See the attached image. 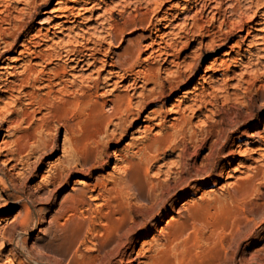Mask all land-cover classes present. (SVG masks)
I'll return each mask as SVG.
<instances>
[{"label":"rangeland","instance_id":"obj_1","mask_svg":"<svg viewBox=\"0 0 264 264\" xmlns=\"http://www.w3.org/2000/svg\"><path fill=\"white\" fill-rule=\"evenodd\" d=\"M241 1L242 4L246 3V0ZM118 2L119 0H4L0 2V10L4 11L0 12V16H10L9 22H0V30L6 31L5 35L0 32L4 38L3 40L0 35V65L18 63L12 60L19 57V52L24 49L22 44L36 32L42 36L48 33L50 37L46 39L42 48L56 41L65 43L75 38L85 42L88 37L104 34L102 26L107 27L109 21L123 22L120 9H113L114 4ZM57 3H61L62 6H74V13H77L82 5L87 6L88 9L82 10L76 19L72 16L69 22L67 21L60 28L53 27L60 20L56 16H51L53 14H49L48 11ZM207 3L210 6L201 13V6L191 8L188 0L167 1L165 8L168 7L167 11L170 13L168 19L173 21L174 25L185 20L189 23L184 34L188 33L190 44L182 47L183 44L180 43V57L175 59L176 63L161 62L159 64L153 61L142 63L143 67L154 65L153 67L159 69L157 72L160 81L166 82L163 88L154 82L146 84L140 82L141 86L135 93V90L130 87L126 89L127 81L118 76L111 81L117 84L101 88L100 92L105 90L107 93L101 95L100 101L109 100L116 94L124 93L132 95L135 102L142 99V94H145L147 99L143 102L145 107L140 112L139 118L130 117V119L133 118L131 119L133 123H127L128 132L125 136L121 137V130L117 129L116 138H103L101 148L99 146L97 150L92 149L90 145V150L93 151L88 154H85L84 145L85 142H89L88 136L91 139L95 131L92 128L97 121L95 123L94 119L87 117L94 116L91 113L90 115L87 109L77 112L76 115L69 113V120H65L68 126L64 125L65 122L50 116L47 108H39L37 104L31 106L27 104L26 97L17 91L14 95L20 97L18 99L6 92L0 93L2 97L5 95L9 103L8 110L5 112L6 116H0V264H88L93 262L91 259L96 264H129L127 260L122 262L120 255L109 263L103 259L106 253L116 245V240L133 223L129 221L128 215L129 224L127 221V224L117 233L119 224L117 218L121 214H115L114 218H110L115 222L107 219L108 208L105 198L109 195L103 188L100 190L101 187L98 184L111 185L115 181L124 179V159L119 158L115 153L130 157L138 165L141 148L154 135L167 131L174 133L173 143L179 148L169 149L160 154L161 158L151 164L149 174L157 183L156 192L162 191L158 183L170 184L167 188L163 187L164 192L168 189L171 192V198L167 202V213L165 214L157 205L156 210L159 214L150 220L148 226L151 232L148 234L145 233L146 230L142 231L140 227H135L132 230L131 239H139V242L132 245L134 249L131 247L127 250L128 244L121 246L120 252L128 251L129 257L135 259L133 264L150 263L157 248H160L158 246L165 242L163 238L168 230L184 227L182 234L173 242V245L185 246L183 250L190 249L182 253L183 260L186 261L183 264H187V261L188 264H244L245 257L251 262L254 258L253 262L256 261L252 263L258 264L255 256L264 258V20L259 14L247 23L251 25V32L248 35L246 29L239 30L240 23L230 28L226 21L222 22L224 14L230 19L236 17L229 13L236 0H207ZM261 3H263L262 7L254 6L250 13L256 9L264 10V0H261ZM217 4L221 5L220 14H213L215 10L211 12L210 7ZM106 8L108 10H105ZM193 16L201 18L199 20L203 23L205 30L208 28L212 32L217 31L216 36H220L222 41H216L215 47L211 46L209 43L215 34L208 36L204 35V30L195 31L191 24ZM180 27L181 24L175 28L176 32ZM149 34V31L138 28L126 33L122 43H116L115 46L104 43L103 47L110 50V55L103 51L98 54L99 61L95 67H78L77 72L83 75L78 83L85 86L88 81L94 80L98 75L97 66L100 67L103 62H106L107 65L100 74L101 85H104L102 81H105V77H110L113 52H120L130 40ZM187 40L185 37L182 38L183 42ZM236 41H240V47ZM223 42L225 43L221 44ZM61 52L64 53V51ZM55 61L49 67L55 63H64L66 60ZM23 63L24 61L20 60L16 66L17 69H21L20 65ZM0 75L3 77V74ZM171 86H174V89ZM45 90L38 89L37 92L43 93ZM185 91L188 92L185 93ZM195 100L197 103L193 104ZM203 100L212 103L204 107L201 102ZM178 106L183 108L185 116L192 122V128L181 131L175 126L183 116L177 112ZM24 108L30 109V112L35 111L33 116L28 118L18 116ZM229 115H245L250 118L245 126L232 133V138L228 141L225 150L227 159L218 164L215 170L216 176L204 185L202 177L195 176V164L199 166L203 156L208 152V145L214 138L212 134L215 130L212 128L219 125L218 121L222 117ZM12 120L13 122H10ZM36 123H46L45 130L39 132V128L35 129ZM142 124L149 127L138 130ZM8 128L9 131H6ZM109 128L111 133L116 129L115 124H111ZM26 134L28 137L32 135L34 137L30 140ZM42 137L46 139L44 140L47 144L44 150L41 147ZM74 137L79 140L81 146L79 147L82 153L78 154L80 164L64 162V158L69 155L67 152V149H70L69 142ZM19 138L26 144L22 148L17 144ZM181 149L185 151V159L182 161L178 157ZM197 152H200L199 156L196 155ZM56 169L62 170L64 176L69 178L63 184L55 179ZM170 169L172 173L168 176L166 172ZM188 169L191 170L190 174L184 171ZM222 170L223 174L218 175ZM182 176L192 180V185L185 186L183 183L182 185L188 190V195L179 198L180 189L183 186L180 184L179 188L174 187L178 185ZM81 180L85 183L79 182ZM238 181L246 183L247 188H240ZM137 183L143 187L142 194H147L148 184L144 181H137ZM99 192H103V195ZM135 192L137 193L136 188L129 189L125 193L127 201L125 210L128 213L133 207L134 213L136 208L146 207L149 204L144 198H136ZM165 194L168 195L167 192ZM95 195L99 198H93V200L92 197ZM80 197L85 200L84 203L77 201ZM6 214L12 216V220L8 221L6 228H3L4 222L1 218ZM15 216L16 219L13 220ZM134 216L137 222L142 221L141 216L135 213ZM25 219L27 224L22 222ZM160 219H162L161 222ZM205 235L210 236L207 237L210 239H208L209 242ZM110 236L113 238L108 241ZM198 236L204 239L203 241L202 238L200 239L203 243L206 241L208 243L203 244ZM212 236L214 238H211ZM221 241L224 242L223 245ZM197 250L203 257L199 256ZM225 251L228 253L226 254ZM139 252L141 255L138 258ZM189 253L193 256H189ZM196 253L199 257H195Z\"/></svg>","mask_w":264,"mask_h":264},{"label":"bare ground","instance_id":"obj_2","mask_svg":"<svg viewBox=\"0 0 264 264\" xmlns=\"http://www.w3.org/2000/svg\"><path fill=\"white\" fill-rule=\"evenodd\" d=\"M167 1L169 0H119L118 3L114 4L115 6L113 7V9L115 8L117 10L120 9L122 16H123V22L120 23L117 20L109 21L107 24L108 25L107 27H105L104 25L102 26V28H104V30L102 29V31H104V34L88 37L87 39L84 38L87 40L85 42L79 41L78 39L74 38V39H69L65 43H61V41H56L52 45L46 44L47 47L42 48V46L45 44L44 42L46 41V39L48 40V37H49L47 35L48 33L42 36L40 33L36 32L35 34H33L27 39L26 43L22 44L24 46V49L19 52V57L12 60V62L15 61L18 63L20 60H23L24 61L23 65L22 64L20 65L21 69H17L18 67L16 66L18 63H16L15 65H11V63L0 65V69L4 70L3 72L0 70L1 71L0 74H3V77H1L0 75V93L6 92L11 97H16L18 99L20 97H17L16 95H14V92L17 91L20 94H22V96L26 97L28 101L27 104H29L30 106L33 104H37L39 108H42V107L47 108L49 110L50 116L58 119V121H63V123L65 122V120H69L70 118L69 113L72 115L74 114L76 115L77 112L81 110L84 111L87 109L89 114L91 113L94 115L92 116L90 114L91 116H87V117H89L91 120L94 119L95 123L97 121L96 123L97 126L94 124L96 127L94 126L95 129L92 128V130H95V131L93 135L91 134L92 135L91 139H90V136L87 137V140L89 139V142H85V145H84L85 154L86 153L88 154V152L93 151V150H90V145L92 149H95V150L99 149V146L101 148L103 138H106V139L116 138L117 136H116L115 131L117 129L121 130V137L125 136L128 132L126 128L127 123L132 124L133 120L131 119L139 118L140 112L145 107V105H143V102L147 99V96H145V94H142V99L135 102L133 101L132 95H130L129 93H124V94H116L114 97L110 98L109 100L100 101L99 98L101 97V95H104L105 93H107V91L105 90L103 92H100V90L101 88H105V87L107 88V86L109 85L117 84L116 82H113V83L111 82L113 78L116 76L122 78L123 80H126L127 81V84L125 85L126 89L130 87L131 89L135 90V93L137 89L141 86L139 85L140 82L142 84L154 82L156 85H159L160 88H163L165 86V83H166L165 80H164L165 83L163 81H160V78L158 76L157 71L159 69H156L155 67H153L154 65L143 67L142 63L144 61H148L149 63H151L150 61H153L159 64L161 62L162 63L163 62L164 63L165 62L176 63L175 59L180 57V54H179V51L181 50L179 49L180 43L183 44L182 47L184 46L186 47L190 44L189 41H191L187 37L188 33L186 35L184 34L187 28L186 26L187 24H189L185 22L186 20L180 23L181 27L179 31L176 32L175 28L179 26L180 24L174 25L173 21L168 19V16L170 13H168L167 11L168 7L165 8ZM188 1H190L191 3V8H194V7L197 8V6L200 5L202 9L200 10L201 13L203 12V10H206L210 6L208 5L207 0H188ZM0 2H4V0H0ZM261 4H263L261 3V0H246L245 4H242L241 0H236V3H234L231 6V9L229 12L230 15L232 16L236 15V17L230 19L226 14H224L223 15L224 19L222 20V22L226 21L225 23L228 24L227 26L230 28L240 23L239 30L246 29L247 34L250 35L251 25H248L247 23L254 20L255 17L259 14L261 16V19L264 20V10L261 11L260 9H256L255 11H253V13H250V10L254 6L262 7ZM131 7L133 8L131 10H128V8H131ZM210 8H211V12L215 10L213 14H217V13L220 14V9H221L220 4H217L216 6H212ZM74 9H75L74 6H71V5L62 6L61 3H57L56 6L52 7V9L48 11V13L53 14L51 16H56L60 20L59 22L55 23L53 27L56 26L60 28L61 25H63L67 21L69 22V19L72 16H74V18L76 19L80 15L82 10H87L88 7L83 6V5L82 7L80 6V8H78L77 13H74ZM105 10H108V9L106 8ZM2 11L3 9L0 10V12ZM6 17L0 16V22H9L10 16L8 15ZM192 18H193V21L191 22V24L195 31L197 29L204 30L205 32L204 35H208V36L215 34V36L211 37V40L209 43L211 46L215 47L216 41L218 42L222 41L221 40L222 38L220 36H216L217 31L212 32V30L208 28H206L205 30L203 23L199 20L201 18L198 19V18H195V16H193ZM70 21L72 22V20ZM138 28H141L144 31H149L150 34L147 36H139L135 39H132L129 41L127 45L123 46L120 52H113V55L111 57V63H110V65L112 66V69L110 68L109 70L110 77H105L106 79L103 77L105 81L104 82L102 81V84L104 83V85H101V81H100L101 75L100 74H101V71L105 69L104 67L107 65V63L103 61H102L103 62L102 66L100 67L97 66L98 75L95 77L94 80L88 81L87 85L85 86H82L78 83V81H80L79 79L83 77L82 74H79L77 72L78 67H81V68L85 66L95 67L96 63L99 61L98 54H100L103 51H105L106 53H108V55H110L109 54L110 50H107L103 47L104 43H109L112 46H115L116 43H122L125 39L126 33L132 32L134 29H138ZM0 32L2 35H5L6 33L5 30H0ZM2 35H1V38L4 40ZM183 37H185L188 40L183 42L182 41ZM216 37H220V38H216ZM90 43H92V45ZM224 43L225 42L221 44H224ZM236 43L239 47L241 46V44H239L240 41H236ZM61 51H64V53ZM0 57H1V54H0ZM170 57H172V59H170ZM62 59H65L66 61H64V63H55L53 66L49 67V65L52 64L55 60L57 61V60H62ZM179 76H181V74H179ZM28 87H30V89H27ZM171 87L172 89H174L173 88L174 86H171ZM38 89H41V90L46 89V90L43 93H38L37 92ZM161 92H162L161 95H163L164 94L163 91ZM187 92L188 91H185V93ZM201 102L203 103L204 107H206L207 104L212 103L211 101H208V100H203ZM196 103L197 101L195 100L193 104H196ZM8 104L9 103L6 101L5 95L4 97L0 96V116H6L5 112L8 110ZM107 107L109 108L107 109ZM189 108H192V106H189ZM29 110L27 108H24L21 114H19L18 116L20 115L27 116V118L28 116H33V113L35 111L30 112ZM177 112L182 114L183 116H181L180 118L181 120L178 118L179 122L175 126L179 127V130L181 131H184L188 128H192L193 127L192 122L185 116L183 112V108L181 109V107H179ZM135 114L137 115L136 117L131 116ZM130 117H133V118L130 119ZM249 118L250 116H245V115L244 116H231V115L224 116L220 119V121H218L219 125L215 126V128H212L215 130V132L212 134L214 138L208 145V152L203 156L199 166L195 164V176L196 177L201 176L202 177L201 180L203 181L204 185L207 184L212 177L216 176L215 170L217 169L218 164L221 161L227 159V156L225 155V150H226L228 141L231 140L232 135L236 131H239V129H241L243 126L246 125V122L249 120ZM145 120H148V119H145ZM10 122H13V120ZM240 122H241V125H240ZM111 124H115L116 129L112 130L110 133L111 129L109 128V126ZM64 125H68V124H66L65 122ZM45 127H46V123H39L37 124V127L35 129L39 128L40 130L39 132H43V130H45ZM142 127L145 129L149 126L142 124L139 126L138 130H140ZM6 131H9V128ZM26 137H28L27 134H26ZM33 137H34L33 135L29 136L28 139L31 140V138ZM174 138H175L174 133L168 132V131L154 135L149 140V142L146 143L141 148L140 159H139L138 165H136L135 161L130 159V157L127 158L126 156H123L119 153H115L119 158L124 159V162H125V166L123 167L124 179L123 180L117 179L118 181H115L111 185H107V184L99 185L98 184V186L101 187L100 190H102L103 188L109 195L108 197L105 198L106 205L108 208L107 219H110L111 217L114 218V216H116L115 214H118V213L121 214V216L117 218L119 220L118 221L119 224L117 225L118 226L117 233H119L122 230V228L127 224L128 215L130 217L129 221L133 223V225L129 226L127 231L124 232L123 235L119 237V239L116 240V245L113 246L112 249H110L106 253V256H105L106 259L105 257L103 259L107 260L108 263L111 262L113 258L120 255L121 256L120 260L122 262L127 260L129 264H133L135 259H131L129 257L130 253H128V251L121 253L120 252L121 246L128 244L129 247L127 248V250L131 247L132 249H134L132 245L139 242V239H131L132 230L135 227H140L142 231L146 230L145 233H148V234L151 232V230L148 229V226L150 224V220L154 219L159 214V211L156 210L157 205H159L160 210L164 211L165 214L167 213V209H166L167 202L171 198V194H170L171 192H170V189L165 190L164 192L163 187L167 188L170 186V184L165 185L164 183L158 181L160 182L158 183L159 188L162 191L161 193L160 191L156 192V190H158L156 189L157 183L153 178L150 177L149 174H150V169L152 166L151 164H153L154 162L158 161L159 158H161L160 154L164 153L166 150H169V149L175 150L177 148V146L173 143ZM44 139L45 138L42 137L41 147L43 148V150L46 149L47 147V144L45 141L46 139L45 140ZM78 141L79 140L76 139L75 137L71 138V141L69 142V145H68L70 149H67V152L69 153V155H67V158H64V162H67L68 164L69 163H76V164L79 163L78 161H80L79 160L80 158L78 154L79 152L80 153L82 152L80 150L81 146L79 145ZM17 144H18V147L22 148L25 143H23L22 139L19 138L17 140ZM82 150L84 151V149ZM231 152L232 151L230 150V153ZM199 153L200 152H197L196 155L199 156ZM178 157L180 161L185 159L184 158L185 151L181 149L178 154ZM179 164H181V162ZM56 170L57 172L55 174V179L57 180V182L63 184L65 181L69 179L68 177L64 176L62 170L60 169H56ZM188 170L187 171L184 170V171L190 174L191 170L190 169ZM168 171L169 172H166L167 173L166 175L169 176L171 175L172 171L171 169ZM223 172L224 171L222 170V172H219L218 175L221 176ZM137 181L138 182L144 181V183L148 184L149 189L147 191V194L143 193V194H146L145 196L142 194V192H144L143 187L139 185ZM240 181H238L237 184L240 186V188L246 189L248 185ZM79 182H84V180H81ZM183 183H185V186H191L192 180H189L187 176H182L180 179V182L178 181L177 183L178 185L175 186L174 188H177V187L179 188V185L180 184L182 185ZM136 185L138 187H135ZM134 188H136V191H137V193L135 192L136 194L135 197L138 199L144 198V200H148V203H149V204L147 203L148 205L146 207L136 208V210L134 211L135 215L142 217V221L140 222L136 221V217L134 216V213L132 212L134 207L129 213L125 210V206L127 204V201L125 199V193L129 189H134ZM185 188L186 187L183 186V188L180 189L181 191L179 194L180 195L179 198L185 197L186 195H188V190ZM91 190H94V189H91ZM228 191L230 192V190ZM166 192L168 193V195L165 194ZM100 194L103 195V192H101ZM100 194L98 195L100 196ZM93 198H99V197L95 195V197H92V199ZM77 201L80 203L81 202L84 203L85 200L80 197ZM191 214H193V212H191ZM14 219H16V216L13 218V220ZM9 220H12V216H10L9 214H6L1 218V221L4 222L3 223L4 225H2L3 228L7 227L6 224H8ZM129 221H128V224H129ZM161 221L162 219H160V222ZM22 222L24 224H27L26 219L23 220ZM112 222H115V221H112ZM183 230H184V227L182 228L174 227V229H172L171 231L168 230V233L165 232L166 234L164 235V238H163L165 239V242L161 243V245L159 244L160 246L158 247L160 248H157L158 250L155 253V255L152 256L153 258H151L152 259L151 262L150 263L148 262L147 264H183L185 263L186 261L184 262L182 253L184 252V250L186 249L188 250V248L183 250L185 246L183 247L180 244L173 245V242L177 240V238L182 234ZM115 234H116V231H115ZM218 235L219 234H217V236ZM239 235L240 234H238V237H240ZM203 236L204 235L202 234V237ZM208 236L209 235H207L206 238ZM213 236L211 238L215 237ZM111 238L113 237L110 236L108 238V241ZM198 238L199 240L201 239L200 236H198ZM208 239L209 238H207L206 240L209 242L210 239L209 240ZM201 240L203 241L204 239L202 238ZM223 243L221 241L222 245ZM103 246L105 245L103 244ZM224 248L225 247H223V249ZM188 251H190V249ZM211 254L213 255V253ZM219 254L220 253H218V255ZM140 255L141 253L139 252L138 258L140 257ZM220 255L219 257H221ZM189 256H191V254ZM199 256L201 257L202 254L200 255L199 253ZM199 256L196 253L195 257H199ZM224 256L226 257L225 254ZM213 257H215V255L212 256V259ZM255 257L257 259L258 264H264V258H259V256L258 257L255 256ZM253 259H252V262H253ZM91 261L93 262L88 263V264H96L93 259H91ZM252 262L249 259H246V257L244 258V264H253L254 262L253 263ZM187 264H188V261H187Z\"/></svg>","mask_w":264,"mask_h":264}]
</instances>
